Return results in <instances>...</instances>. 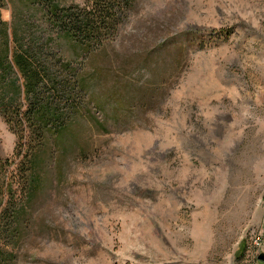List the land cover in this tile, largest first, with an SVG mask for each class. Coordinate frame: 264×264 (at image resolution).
<instances>
[{
  "label": "rangeland",
  "instance_id": "1",
  "mask_svg": "<svg viewBox=\"0 0 264 264\" xmlns=\"http://www.w3.org/2000/svg\"><path fill=\"white\" fill-rule=\"evenodd\" d=\"M2 14L81 68L41 7ZM93 64L64 174L47 158L21 238L0 249L13 264H242L264 238V0H139ZM17 146L0 117V185L14 190Z\"/></svg>",
  "mask_w": 264,
  "mask_h": 264
},
{
  "label": "trees",
  "instance_id": "2",
  "mask_svg": "<svg viewBox=\"0 0 264 264\" xmlns=\"http://www.w3.org/2000/svg\"><path fill=\"white\" fill-rule=\"evenodd\" d=\"M138 4L139 0H86L84 6L64 7L60 0H0V117L18 137L20 158L13 174L18 190H14V183L0 185V243L21 238L27 205L33 204L43 190L47 158L55 160L64 174L60 159L72 154V142L78 141L72 124L87 107L85 100L93 89L91 76L98 73L93 68L95 55L102 52L105 43L117 39ZM37 7L70 41L77 59L84 58L80 69L72 67L73 61L64 62L47 52L48 46L38 39L27 42L21 37V23L27 27L23 20L18 26L3 19L6 9L11 10L13 18H25L31 12L35 14ZM54 69L59 75L55 78L50 75ZM92 102L98 112L105 111L99 101ZM78 147V154L87 155L83 144ZM11 260L0 249V264H13Z\"/></svg>",
  "mask_w": 264,
  "mask_h": 264
},
{
  "label": "built area",
  "instance_id": "3",
  "mask_svg": "<svg viewBox=\"0 0 264 264\" xmlns=\"http://www.w3.org/2000/svg\"><path fill=\"white\" fill-rule=\"evenodd\" d=\"M264 255V238L258 237L252 244H248L242 264L260 263V256Z\"/></svg>",
  "mask_w": 264,
  "mask_h": 264
},
{
  "label": "water",
  "instance_id": "4",
  "mask_svg": "<svg viewBox=\"0 0 264 264\" xmlns=\"http://www.w3.org/2000/svg\"><path fill=\"white\" fill-rule=\"evenodd\" d=\"M259 260H260V262L264 263V255H261Z\"/></svg>",
  "mask_w": 264,
  "mask_h": 264
}]
</instances>
